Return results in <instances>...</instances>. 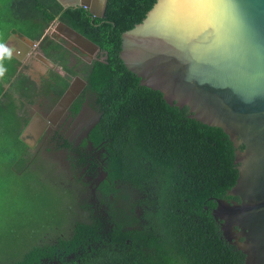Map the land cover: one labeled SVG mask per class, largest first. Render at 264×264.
Segmentation results:
<instances>
[{
  "label": "trees",
  "instance_id": "obj_1",
  "mask_svg": "<svg viewBox=\"0 0 264 264\" xmlns=\"http://www.w3.org/2000/svg\"><path fill=\"white\" fill-rule=\"evenodd\" d=\"M153 2L105 0L103 13L93 16L85 6L63 7L57 0H0V40L11 29L39 39L43 54L69 74L76 70L67 64L64 46L46 34L41 37L44 28L56 18L98 45L100 56L80 71L99 116L88 131L90 147L82 140L72 164L89 171L100 166L105 172L95 184V203L82 200L81 194L75 201L87 213L74 215L67 232L54 230L64 226V216L47 222L27 217L39 214L32 207L5 215L0 264L242 263L243 253L221 236L211 214L215 198L230 197L226 190L237 176L228 135L140 84L118 56L120 32L139 21ZM17 63L14 57L5 61L8 72L0 80V153L5 157L0 164L13 175L22 171L32 176L40 187L35 194L43 196L52 185L29 173L24 162L28 146L19 137L26 121L19 112L21 98L33 97L36 89L26 74L13 73ZM54 80L43 90L57 96L66 88L68 74L54 72ZM81 97L73 99V110ZM80 184L75 193L85 188V181ZM62 188L72 198L73 189ZM63 209L65 215V210L71 213Z\"/></svg>",
  "mask_w": 264,
  "mask_h": 264
},
{
  "label": "water",
  "instance_id": "obj_2",
  "mask_svg": "<svg viewBox=\"0 0 264 264\" xmlns=\"http://www.w3.org/2000/svg\"><path fill=\"white\" fill-rule=\"evenodd\" d=\"M57 1L85 6L93 16L103 13L105 2ZM57 23L79 46L98 49ZM118 56L140 84L228 135L237 176L226 190L230 197L215 198L211 214L221 236L243 253L241 264H264V0H154L120 32ZM78 90L70 82L55 106L65 109Z\"/></svg>",
  "mask_w": 264,
  "mask_h": 264
},
{
  "label": "flooded vegetation",
  "instance_id": "obj_3",
  "mask_svg": "<svg viewBox=\"0 0 264 264\" xmlns=\"http://www.w3.org/2000/svg\"><path fill=\"white\" fill-rule=\"evenodd\" d=\"M57 20L49 23L54 24V29H51L52 31L49 32L50 34H48V36L52 37L64 46L67 64L73 65L76 72L69 74V72L63 70L59 65L55 64L48 57H46L40 49L39 41L35 46H33L31 51L25 52L22 60L16 65L18 67L17 70L18 73L26 74L33 82L37 93V95H35L38 96L37 102L29 100V97L21 98L22 115L24 116L23 118H26L24 123L29 121L37 122V126L34 127V134H38V139L34 142L26 141L28 143H25L28 147H31L33 143L43 142L50 148V151L53 152L55 157L59 158L60 161L65 160L62 162L67 168H69V170H76V173H74L75 176H78V173H80V175L84 177V179L80 180H88L92 184L89 187V201L95 203V184H97L99 180L104 177L105 172L100 168V166L96 167L97 170L89 171L86 170V165L79 166L75 164L73 165L72 163H75L78 158L76 147L82 140H86L85 147L87 149L90 147L88 131L97 121L99 116V111L94 107L91 93L84 90L85 79L82 77L80 68L86 63H89L92 59L100 56L101 51L99 47L98 49H93L87 46H79L74 40L65 36L62 32V27L57 23ZM22 51L18 52L17 55L21 56ZM25 57L27 58V61L24 63ZM35 60L40 61L37 63L38 65ZM54 72H57L60 75L68 74V84L66 88H68L70 82L75 83L79 87V90L74 98L80 95L82 97L76 110H73L71 105L74 98L65 109L60 110L55 106L66 88L57 96L54 95L51 89L48 90L45 88V91L43 90L44 86L55 83ZM78 78H81L84 81L81 86ZM32 102L36 103V108L34 110L29 108ZM25 107L27 108L25 109ZM64 141L69 142V145H64ZM55 152H60V154H56Z\"/></svg>",
  "mask_w": 264,
  "mask_h": 264
},
{
  "label": "rangeland",
  "instance_id": "obj_4",
  "mask_svg": "<svg viewBox=\"0 0 264 264\" xmlns=\"http://www.w3.org/2000/svg\"><path fill=\"white\" fill-rule=\"evenodd\" d=\"M54 29V24H49L46 28V35L50 34L49 32ZM33 46L29 47L31 51ZM26 61H24L25 63ZM36 64L40 61L35 60ZM38 65V64H37ZM20 67V66H19ZM14 74L18 73L17 68L13 72ZM4 86H7V83H4ZM37 95V93H36ZM33 96L32 99L34 102H37L38 96ZM36 103H31L30 107L32 110L35 109ZM27 107H25L26 109ZM26 157H25V164L28 168H34L36 170H31L29 173L35 172L36 179L42 181L43 184L48 181H56L57 185L54 183H50L52 185V189L48 190L47 192L41 195V198H38L36 193V188H40L34 178L30 175L23 174L21 175L22 171L15 172L17 175H13L11 170H5L3 165L0 164V232H5V225H2V218L6 215L7 217L13 215L17 210L21 212L27 211L28 207L34 208V210L38 211V213H30L29 216H34L36 219L38 217L44 218L45 221H49L52 218H58L61 216V220H63V216L66 218L63 227H55L54 230L57 232H67L69 230V226L66 224L70 221L74 215L83 216L87 213V210H81L76 205V200L80 201V194L82 195V200L89 201L90 198V186L92 185L88 180L85 181V188H83L82 193L77 192L75 193V188L77 186H81L80 180L77 182V178L84 179L78 173V176H74L76 170H69L65 164H63L62 160L60 161L59 158L55 157L53 152L50 151V148L47 147L43 142L33 143L30 148L26 149ZM56 154H60V152H55ZM51 154V155H50ZM62 154V153H61ZM5 157L0 153V160H4ZM46 167L47 171L44 172L38 166ZM39 174V175H38ZM42 180L40 179V177ZM45 181V182H44ZM88 184V186H87ZM44 186V185H40ZM28 187L32 188L30 190ZM62 187L69 188L72 190V198L68 196V194L63 191ZM95 197V196H94ZM29 205V206H28ZM67 207L71 213H67L65 210L66 215L64 213V207ZM73 211V212H72ZM38 214V216L36 215ZM13 218V217H12ZM11 218V219H12ZM32 218V217H31ZM30 221V220H29ZM51 232L53 234L54 232Z\"/></svg>",
  "mask_w": 264,
  "mask_h": 264
},
{
  "label": "crops",
  "instance_id": "obj_5",
  "mask_svg": "<svg viewBox=\"0 0 264 264\" xmlns=\"http://www.w3.org/2000/svg\"><path fill=\"white\" fill-rule=\"evenodd\" d=\"M47 26L44 28L43 32L46 30ZM42 32V34H43ZM41 34V35H42ZM29 37L24 35L23 33L20 34L19 31H16L14 29H11V31L7 34V36L5 37V39L3 40L4 42L12 45L15 47V49L17 50L16 52H14V54H17L18 52L22 51V55L19 58L14 57L18 63L19 61L22 60V58L24 57L23 55L25 54V52L28 51L29 47H31L32 45L28 42ZM32 39V38H29ZM35 40V39H33ZM36 41V40H35ZM26 46V47H25ZM30 51V50H29ZM24 61H27V58L25 57ZM17 63V64H18ZM17 67V66H16ZM18 69V67H17ZM24 98V97H23ZM29 100H33L32 97L29 98ZM36 108V106H34ZM19 112L22 114V109L20 108ZM49 112V111H48ZM26 123L21 122V130L19 133V137L23 140V141H36L38 139V134H34V127L37 126V122H32L28 127H24ZM33 133H32V132ZM32 133V134H30ZM36 133V132H35ZM30 148V147H27ZM51 155V154H50ZM32 170H36L34 168H31ZM41 169L46 172L47 169L46 167H41ZM40 177V176H39ZM40 179L42 180V178L40 177ZM50 183H54V185H57L59 183H57L56 181H48ZM39 198H41V196H38Z\"/></svg>",
  "mask_w": 264,
  "mask_h": 264
},
{
  "label": "clouds",
  "instance_id": "obj_6",
  "mask_svg": "<svg viewBox=\"0 0 264 264\" xmlns=\"http://www.w3.org/2000/svg\"><path fill=\"white\" fill-rule=\"evenodd\" d=\"M16 51L14 46L0 40V80H3L8 72L5 61H10L13 58V53Z\"/></svg>",
  "mask_w": 264,
  "mask_h": 264
}]
</instances>
